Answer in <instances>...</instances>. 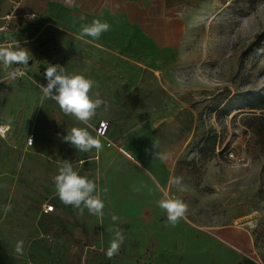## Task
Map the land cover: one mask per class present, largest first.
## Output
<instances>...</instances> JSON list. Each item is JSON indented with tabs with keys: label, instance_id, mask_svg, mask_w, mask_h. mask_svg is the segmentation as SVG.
Returning a JSON list of instances; mask_svg holds the SVG:
<instances>
[{
	"label": "crops",
	"instance_id": "obj_1",
	"mask_svg": "<svg viewBox=\"0 0 264 264\" xmlns=\"http://www.w3.org/2000/svg\"><path fill=\"white\" fill-rule=\"evenodd\" d=\"M195 2L199 0H0V23L11 16L0 45L17 40L31 59L26 66L13 65L24 72L14 80L7 78L12 68L0 65V126L8 128L0 135V264H108L97 252L107 251L113 238L110 216L123 213L104 207L102 218L87 209L81 214L60 201L53 178L68 160L81 176L97 183L102 201L123 192L121 178L112 170L120 154L113 143L107 144L114 140L109 123L144 111L153 81L160 80L171 59L184 56ZM94 19L109 23L110 30L98 40L77 39L81 26ZM49 64L96 82L93 92H99L108 107L97 110L87 130L101 140L100 151L80 152L63 140L73 127L86 126L62 113L55 101L41 99L38 84L46 86ZM102 121L108 122L106 138L95 131ZM32 134L35 142L28 146ZM134 161L146 171L149 189L160 199L165 193L169 197L170 186L153 163ZM130 181L127 193L133 195ZM158 201L150 200L155 217L163 211ZM9 204L11 211L5 212ZM46 205L54 211L44 214ZM122 232L125 235V227ZM229 232L236 238L228 240L237 251L233 264H260L248 254L243 236ZM18 241H23L22 254L15 251ZM123 248L124 242L120 252ZM90 251L96 252L93 260ZM115 264H127V258Z\"/></svg>",
	"mask_w": 264,
	"mask_h": 264
},
{
	"label": "rangeland",
	"instance_id": "obj_2",
	"mask_svg": "<svg viewBox=\"0 0 264 264\" xmlns=\"http://www.w3.org/2000/svg\"><path fill=\"white\" fill-rule=\"evenodd\" d=\"M195 5L184 56L171 59L153 81L146 109L109 123L120 154L112 170L123 192L103 202L107 212L123 213L109 220L114 230L125 227V240L111 259L97 252L108 264L124 258L127 264H233L238 256L230 230L264 264V111L253 109L264 94V39L249 49L264 32V0ZM153 144L169 154L166 161L150 154ZM140 158L159 170L169 198L187 204L175 227L164 210L154 216L150 200L162 196L149 189L146 171L134 161ZM175 177H182L184 191L170 183Z\"/></svg>",
	"mask_w": 264,
	"mask_h": 264
},
{
	"label": "clouds",
	"instance_id": "obj_3",
	"mask_svg": "<svg viewBox=\"0 0 264 264\" xmlns=\"http://www.w3.org/2000/svg\"><path fill=\"white\" fill-rule=\"evenodd\" d=\"M110 28L109 23L94 19L90 24L81 26L77 39L84 40L85 37H91L93 40H98ZM30 60V52L27 48L21 47L19 41H13L7 46L0 45V65L4 69L12 68V71L7 74L8 79L14 80L24 75L20 67L13 68V65L26 66ZM44 77L47 80L46 86L38 84L42 92L41 99L55 101L62 113L74 117L75 120L86 126L83 128L73 127L67 131L63 140L80 152L87 153L92 149L100 151L103 147L101 140L93 137L87 130L88 127H92L90 121L97 116V110L103 105L104 111H107L108 107L105 101L100 98L99 92H93L96 82L82 74L69 75L64 66L59 64H49L45 69ZM2 131L3 129L0 128V132ZM30 142L32 143L31 139ZM156 147L153 144L155 151L150 154L154 159L166 161L169 154L157 151ZM145 152L149 153L150 150L145 149ZM53 179L56 195L62 203L78 209L81 214L84 209H87L89 214L99 218L103 217L105 205L98 193L97 183L87 176H81L70 161L64 160L58 174ZM170 183L181 186V191L185 190L182 186V177H175L170 180ZM158 206L166 212L168 224L173 227L185 217L188 210L187 204L182 200L169 198L166 193L165 197L158 201ZM11 207L10 204L6 205L5 212L11 211ZM112 220L116 221L118 217L113 215ZM124 240L123 232L119 229L114 230L113 238L106 251V256L109 259L119 253ZM15 251L18 254L23 253V241L16 243Z\"/></svg>",
	"mask_w": 264,
	"mask_h": 264
},
{
	"label": "built area",
	"instance_id": "obj_4",
	"mask_svg": "<svg viewBox=\"0 0 264 264\" xmlns=\"http://www.w3.org/2000/svg\"><path fill=\"white\" fill-rule=\"evenodd\" d=\"M34 17H36V15H31V18H34ZM10 19H11V16H7L4 19V22L0 23V35L7 30V22ZM0 128L3 129V131L0 132V135H4L8 130V128L3 127V126H0ZM107 130H108V122H105V121L100 122L99 125L97 126V128L95 129L97 137L106 138ZM30 139L32 140V143L30 142ZM34 142H35V136L32 134V135H30L27 144H28V146H32L34 144ZM107 144H108V146H111L112 142L108 141ZM53 211H54V206H52V205H46L43 208L44 214H49V213H52Z\"/></svg>",
	"mask_w": 264,
	"mask_h": 264
},
{
	"label": "trees",
	"instance_id": "obj_5",
	"mask_svg": "<svg viewBox=\"0 0 264 264\" xmlns=\"http://www.w3.org/2000/svg\"><path fill=\"white\" fill-rule=\"evenodd\" d=\"M262 39H264V32L261 33L257 37V40L254 43H252V45L249 47V49L255 47ZM253 109L258 110V111H264V94L255 99V102L253 104ZM260 121H261V124L263 127L262 130L264 132V114L261 115Z\"/></svg>",
	"mask_w": 264,
	"mask_h": 264
}]
</instances>
